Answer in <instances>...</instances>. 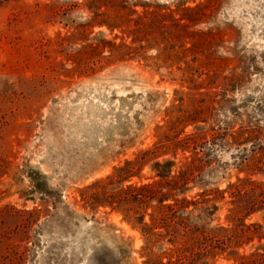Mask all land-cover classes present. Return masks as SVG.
Segmentation results:
<instances>
[{"label":"rangeland","instance_id":"1","mask_svg":"<svg viewBox=\"0 0 264 264\" xmlns=\"http://www.w3.org/2000/svg\"><path fill=\"white\" fill-rule=\"evenodd\" d=\"M242 128L264 132V0H0V264H188L172 213L124 196L187 139L186 195L218 206L185 219L218 239L194 264H264V136Z\"/></svg>","mask_w":264,"mask_h":264},{"label":"trees","instance_id":"2","mask_svg":"<svg viewBox=\"0 0 264 264\" xmlns=\"http://www.w3.org/2000/svg\"><path fill=\"white\" fill-rule=\"evenodd\" d=\"M204 128L203 126H198L196 127V129H202ZM227 128H230L229 126ZM228 130V129H227ZM241 134H248V140L249 139H260L262 136H264V132L262 129H246V128H242L240 130ZM195 137V136H194ZM192 139V137H190ZM189 139H187L186 143L182 144V148L185 151H188L190 148L191 149V155L189 156H184V158H182L183 160H181L180 162H176L174 161V159H168L164 162H160V161H156L154 163V167L157 168L158 170V175L164 179L165 182L161 181L159 182L157 185L156 184H144V185H140V186H130L129 188L125 189L124 196L128 195V192L132 191L135 192L134 194V199L135 201H137V203H144L146 204V202H149L150 200H157L158 205L160 204L159 208L164 210H169V213H172V217L173 219H167V215H165L163 218L161 217L160 220L164 221L162 223V227L166 226L167 228V233H170L173 236V240L172 241H176V242H183L184 245H186V248L190 249V251L192 252V258L189 256V262L188 264H194L196 261V251L194 250L195 247H200V249H204L210 246V243L216 242V239L214 236L217 235H213L212 239L208 241H205L204 238V232H207V229H202L201 226H195L193 225L191 222H198L200 223L204 222V215H206V211L208 210L209 212L207 213H214L215 210L218 209L217 204H213V206L209 205V206H205V202L208 201V198H203L202 196H204V194H197V196H199L198 198L195 197H188L186 194L188 193V191L190 189H192V186H190V183L194 182L195 184L197 183V178L199 177L200 174H197L198 171H201L203 169V166L200 164L202 162V156L200 155V150L199 148L201 147L200 144L197 141H193V147H190L191 142H188ZM254 146V151L257 149H261L264 153V143L260 144L257 142V140L253 141ZM162 145V144H161ZM173 144H168V145H164L167 148H171ZM157 154V153H156ZM176 155V153L174 154ZM146 156H148V152H145L144 156L141 159H145ZM177 156V155H176ZM245 161H243L246 165L247 162L249 161L251 163V159H249L248 156V161H246L247 157H243ZM131 163V162H129ZM138 163V161H137ZM257 163V162H256ZM256 163H254L252 165V167H258V170H260L261 173H263L264 175V161H260L258 162V165H256ZM142 164V163H141ZM174 165H176L179 170L178 172L174 175L172 174V168L174 167ZM124 168L120 167L117 171L122 170L124 173ZM126 172H130L129 170H127ZM122 173V174H123ZM122 177V175H120ZM119 176V178H120ZM253 182V181H251ZM244 183V182H243ZM231 185V188H233L232 194L237 198L240 199L241 202H243L245 200V196L248 195L250 193L249 190H246L245 184L241 185ZM132 189V190H129ZM259 191L258 193H253L256 196H264V183H262V186L258 188ZM128 191V192H127ZM221 190L217 189L216 192H218V194L220 193ZM254 191V189L252 190V192ZM118 197V196H117ZM202 197V198H201ZM201 198V199H199ZM117 199V198H116ZM102 200L104 202V204L109 203L110 205H112L113 203H111L110 201H107L106 198L103 196ZM167 200H172L173 202L170 203H164ZM115 202V201H114ZM202 203L203 205H200L201 207H199V204ZM191 206H194L193 210L190 211L189 208ZM205 206V207H202ZM201 209L202 212L200 214V216L198 217L197 215L193 218L194 220H192L191 216L192 213L196 210V209ZM210 209L214 210L213 212H210ZM249 208L245 207L243 205H238L236 207V212L241 213L244 210L247 211ZM165 214V212H164ZM163 214V215H164ZM178 217H180L181 220H178ZM191 218V222L190 224H187V219ZM152 223H158L156 220H153ZM150 223L148 224L149 228L152 229L153 228V224ZM160 224V223H158ZM183 224V228L181 227V225ZM188 226H192L191 229L188 228ZM245 223H239L237 225H235L234 227L227 229V231L231 232L232 234H230L229 238L233 239L234 234L236 232L237 236H239L240 232L242 231V229L245 230ZM222 229H224V227H222ZM225 230V229H224ZM201 232V233H200ZM191 233V234H190ZM201 234L198 235V234ZM203 233V234H202ZM203 236V237H202ZM206 239V238H205ZM232 242V240H231ZM188 249L186 251H188ZM181 251V250H178ZM182 252V251H181ZM232 253H234V250L232 251ZM181 255L182 253L179 252V260L181 259ZM254 256V257H253ZM251 257V256H250ZM252 262L255 263L256 260H262L264 262V249L263 252L260 253H253L252 254ZM170 263H176L177 261H173L170 259L169 261ZM185 262V261H184ZM256 264V263H255Z\"/></svg>","mask_w":264,"mask_h":264}]
</instances>
